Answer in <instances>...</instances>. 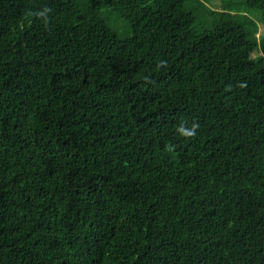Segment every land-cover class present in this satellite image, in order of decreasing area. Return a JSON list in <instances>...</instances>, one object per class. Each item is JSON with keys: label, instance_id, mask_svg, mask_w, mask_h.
<instances>
[{"label": "trees", "instance_id": "trees-1", "mask_svg": "<svg viewBox=\"0 0 264 264\" xmlns=\"http://www.w3.org/2000/svg\"><path fill=\"white\" fill-rule=\"evenodd\" d=\"M220 1L0 0V264H264V0Z\"/></svg>", "mask_w": 264, "mask_h": 264}, {"label": "rangeland", "instance_id": "rangeland-1", "mask_svg": "<svg viewBox=\"0 0 264 264\" xmlns=\"http://www.w3.org/2000/svg\"><path fill=\"white\" fill-rule=\"evenodd\" d=\"M204 1V0H203ZM208 1V0H207ZM230 5L236 6V7H241L242 4L244 3V0H227ZM209 3L212 7L215 9H220L222 2L220 0H209ZM250 13V12H249ZM243 14V13H242ZM251 17L258 22L260 28H259V33H258V38L264 37V12L260 13H251ZM248 15V14H247ZM200 30H196V33H198ZM130 33L128 31L126 32H121L120 35L122 37H127Z\"/></svg>", "mask_w": 264, "mask_h": 264}, {"label": "clouds", "instance_id": "clouds-1", "mask_svg": "<svg viewBox=\"0 0 264 264\" xmlns=\"http://www.w3.org/2000/svg\"><path fill=\"white\" fill-rule=\"evenodd\" d=\"M49 12V9H44V11L37 13L36 15L43 17L45 19V22L47 23V14ZM165 62H161L163 64ZM199 125L198 123H192L191 126H189L186 122H181L179 127L177 128L178 134L185 138V139H191L194 138L197 132Z\"/></svg>", "mask_w": 264, "mask_h": 264}]
</instances>
